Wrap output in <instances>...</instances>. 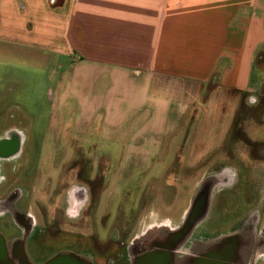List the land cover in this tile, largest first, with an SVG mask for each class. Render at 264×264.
I'll list each match as a JSON object with an SVG mask.
<instances>
[{
    "label": "rangeland",
    "instance_id": "rangeland-1",
    "mask_svg": "<svg viewBox=\"0 0 264 264\" xmlns=\"http://www.w3.org/2000/svg\"><path fill=\"white\" fill-rule=\"evenodd\" d=\"M26 5L0 0L1 11L15 10L0 12V136L23 135L31 160L23 182L38 229L2 264L65 251L113 264L127 247L179 249L190 221L205 234L229 231L240 214L248 229L264 225V91L220 88L215 74L200 80L166 73L165 62L162 71L158 64L98 87L88 61L56 32L55 12L30 16ZM12 26L32 35L47 26L54 37L31 42ZM145 51L150 57L152 48ZM191 257L178 253L172 264Z\"/></svg>",
    "mask_w": 264,
    "mask_h": 264
},
{
    "label": "crops",
    "instance_id": "crops-1",
    "mask_svg": "<svg viewBox=\"0 0 264 264\" xmlns=\"http://www.w3.org/2000/svg\"><path fill=\"white\" fill-rule=\"evenodd\" d=\"M26 2L30 16L55 12L56 32L69 37L75 53L88 61V74L98 87L107 77L128 81L150 66L160 64L162 71L165 62L166 73L200 80L215 74L220 88L226 85L252 96L264 91V0H61L54 6L48 0ZM6 10L0 12L15 11ZM23 34L31 42L53 36L47 26L35 35ZM55 37L59 46L57 33ZM146 48L148 53L152 48L150 57ZM133 50L136 56L129 55ZM120 112L128 114L124 107Z\"/></svg>",
    "mask_w": 264,
    "mask_h": 264
},
{
    "label": "flooded vegetation",
    "instance_id": "flooded-vegetation-1",
    "mask_svg": "<svg viewBox=\"0 0 264 264\" xmlns=\"http://www.w3.org/2000/svg\"><path fill=\"white\" fill-rule=\"evenodd\" d=\"M18 133H20V130H10L8 134L0 136V234L5 240L7 252L10 249L14 254L20 253L21 246L17 241L22 238H32L35 233L34 230L38 229L36 228L37 222L32 221L29 214L32 206L31 187L29 188V183L23 182L26 177H29L31 160L23 152V135L19 136ZM41 166L42 162L38 161L36 169ZM240 215L236 216V223L232 225L229 231H220L219 233L211 231L205 234L204 232H195L194 229L199 228L201 224L198 227L196 225L197 228L192 229V232L179 249L176 248V245L168 249L165 247L160 249L157 246L143 250L134 248L133 251L127 247V253L124 255L123 260H117L113 264H135L138 258L142 259L143 257L142 263L144 264L153 263L155 258H157V261L161 260L160 264H162L161 262L166 261L163 257L166 250V252L170 251L172 253L176 251V254H173V259L178 253H181L184 257L187 256V253H190L192 256V261L191 259L189 261L190 264L201 262L264 264V225L258 228L253 226L248 229L245 224L247 217L240 219ZM253 215L255 219L258 217L255 214ZM196 244L203 247H194ZM47 259H34L35 262L33 263L44 264ZM172 263L173 261L170 260L167 264ZM13 264L15 263L13 262Z\"/></svg>",
    "mask_w": 264,
    "mask_h": 264
},
{
    "label": "water",
    "instance_id": "water-1",
    "mask_svg": "<svg viewBox=\"0 0 264 264\" xmlns=\"http://www.w3.org/2000/svg\"><path fill=\"white\" fill-rule=\"evenodd\" d=\"M206 205H207V200L206 201L204 200V207H203L202 211L200 212V214L205 212ZM193 216H195V215H192L191 220L192 219L194 220ZM191 222L192 221H190L188 223V230L190 229L189 230L190 232H191V229H192L191 224H193ZM174 234H177V232H174L171 235H174ZM164 254H166V255L168 254L167 258L169 260H172L173 257H174L173 253L170 252V251H168V252L164 251L163 255ZM7 256H8V252H7V249H6L5 240H4L3 236L0 234V264H2L1 263L2 261L6 260ZM143 258L141 259L142 261H143ZM156 261H157V258H155V261L153 263L151 262L150 264H160L161 260H158L157 262ZM169 262L165 261V262H161V263L162 264H165V263L167 264ZM10 264H13V262L10 263ZM29 264H34V263H29ZM44 264H93V263L91 261L80 259V258H78V256L73 255V254H71L69 252H62V253L57 254L56 256H52ZM142 264H144V263H142ZM196 264H220V263H217V262L216 263H204V262H201V263H196Z\"/></svg>",
    "mask_w": 264,
    "mask_h": 264
},
{
    "label": "bare ground",
    "instance_id": "bare-ground-1",
    "mask_svg": "<svg viewBox=\"0 0 264 264\" xmlns=\"http://www.w3.org/2000/svg\"><path fill=\"white\" fill-rule=\"evenodd\" d=\"M18 135L21 136L20 133H18ZM136 264H142V260H141V258H138V259L136 260Z\"/></svg>",
    "mask_w": 264,
    "mask_h": 264
}]
</instances>
